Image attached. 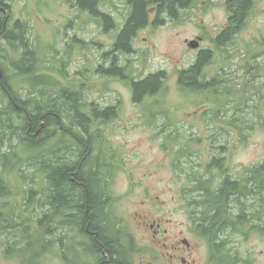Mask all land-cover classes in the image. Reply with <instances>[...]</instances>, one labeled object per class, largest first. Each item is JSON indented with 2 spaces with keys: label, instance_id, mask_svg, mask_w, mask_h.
I'll list each match as a JSON object with an SVG mask.
<instances>
[{
  "label": "rangeland",
  "instance_id": "rangeland-1",
  "mask_svg": "<svg viewBox=\"0 0 264 264\" xmlns=\"http://www.w3.org/2000/svg\"><path fill=\"white\" fill-rule=\"evenodd\" d=\"M102 1V10L110 13L117 23L116 30L105 32L88 13L75 7V0H13L8 15L13 22L20 19L29 24L46 69L42 73L52 76L62 88L81 90L80 103L100 110H117L113 121L89 125L90 135L100 132L104 138L100 151L97 141H92L95 143L91 147L97 154L109 151L116 155L115 166L107 170L111 178L109 189L116 200L112 225L116 231H122L118 237L124 250L133 249L132 264H145L154 256V247L158 248L157 241L151 239L152 230L145 228L144 223L161 220V228L169 230L165 235L168 241L179 236L193 242L190 212L195 206L190 203L194 201L195 185L191 182L197 178L194 173L202 174L211 159L217 157L224 161L233 180L239 177L244 180L247 168L264 162V0H254L245 29L224 51L216 48L213 41L227 25V0H198L181 11L179 19L140 32L135 39L136 52L122 63L127 68L126 74L138 79L158 70L168 74L163 90L154 98L146 97L141 104L133 103L130 89L121 80L98 72L101 65L111 64L103 62V55L111 51L128 14L121 0ZM152 10L153 22L156 10ZM199 38V48L190 49L188 42ZM207 49L213 51V57L204 73L208 80L219 81L203 93L180 92L178 72L192 66L199 51ZM6 66L12 74L13 66ZM26 81V78L17 80L25 88L22 97H26L29 89ZM169 135L172 138L167 139ZM57 143L53 141L47 148ZM213 169L208 183L216 185L215 189L222 174ZM8 179L13 185V195L18 198L17 193L27 186L23 184L21 188L14 175ZM25 184L36 186L31 182ZM247 188L251 194L242 200L246 204L244 211L256 212L262 218L257 221L254 214L247 215L246 225L264 226V190L260 194V189L252 184ZM241 189L245 190L243 186ZM231 211L224 204L227 218ZM232 213H238L237 206ZM58 214H54L56 219ZM38 235L36 232L32 241ZM224 235L230 240L224 249L228 256L226 259L224 255V264H264V235L259 231L244 229V234H237L224 229ZM68 236L73 240L72 243L68 240V245L79 249L78 245L83 244L80 236L75 233ZM198 241L201 245L198 258L207 261L211 256L208 243ZM66 254L65 250L60 258L53 249L45 261L96 264L87 258L82 262L78 252L71 253L66 263ZM26 262L6 259L0 252V264Z\"/></svg>",
  "mask_w": 264,
  "mask_h": 264
},
{
  "label": "trees",
  "instance_id": "trees-1",
  "mask_svg": "<svg viewBox=\"0 0 264 264\" xmlns=\"http://www.w3.org/2000/svg\"><path fill=\"white\" fill-rule=\"evenodd\" d=\"M121 1L128 8L127 18L116 34L111 51L103 55V62L111 64L108 67L101 65L98 72L121 80L130 89L133 103L141 104L146 97L154 98L163 90L168 74L158 70L141 79L126 74L127 68L122 63L128 62L136 52L135 39L149 26L158 28L166 25L168 20L179 19L181 11L198 0ZM12 3L13 0H0V252L6 259L27 260L25 264H48L45 260L53 249L60 258L64 257L65 250L68 255L79 252L67 243L66 230L74 228L79 230L77 235L88 253L95 254L96 264H102L103 259L107 261L102 245L108 249L110 264H127L130 252L119 243L120 232L114 229L112 217H108L111 215H106L110 202L109 182L106 181L110 176L103 168L104 156L93 152L91 147L92 141H97L100 151L104 138L100 132L89 134L91 123L113 121L117 118V110H100L80 103L81 90L62 88L52 76L42 73L46 69L42 66L39 46L32 38L29 24L20 19L13 22L4 13L9 11ZM253 3L254 0L226 1L229 17L227 25L213 41L216 48L224 51L245 29ZM74 5L80 12L88 13L105 32L117 29L113 16L102 10V0H75ZM152 8L156 9L153 22ZM11 52L12 56L9 55ZM212 57V50H201L192 66L178 72L180 92L203 93L215 87L219 79L208 80L204 73ZM7 64L13 66L12 74L8 72ZM17 78L28 80L26 97L21 95L25 88L22 83L17 84ZM53 141H57V145L48 149ZM213 163L207 172L212 167L220 173L224 171V181L217 191L211 192L200 178L193 181L205 197L198 199L200 208L215 211L204 224L215 226L220 207L224 209L225 204L232 211L237 206L238 213L231 211L228 218L225 213L224 228L226 221L233 227L240 226L246 218V204L242 200L251 194L248 184L263 193L264 162L247 168L244 180L242 177L233 180L230 171L225 167L223 170L218 160ZM10 175L16 176L21 188L23 184L27 186L22 193H17L18 198L13 195ZM30 182L36 186L25 184ZM242 186L247 191L241 189ZM210 195L209 199L207 196ZM115 203L112 198L111 205L115 206ZM62 209L72 214L65 218ZM57 213L56 219L54 214ZM36 232L39 235L32 241ZM229 241L226 236L224 249ZM28 254H31L29 258Z\"/></svg>",
  "mask_w": 264,
  "mask_h": 264
},
{
  "label": "flooded vegetation",
  "instance_id": "flooded-vegetation-1",
  "mask_svg": "<svg viewBox=\"0 0 264 264\" xmlns=\"http://www.w3.org/2000/svg\"><path fill=\"white\" fill-rule=\"evenodd\" d=\"M154 10H156L155 8H153ZM153 10L151 9L150 12H152ZM199 41L201 40V38L198 39ZM105 110V109H102ZM94 144V143H93ZM92 144V145H93ZM222 149V148H221ZM100 156V155H99ZM104 156V162H103V168L105 170H109L111 171L112 168L115 166L114 165V160L116 158V155L111 154L109 151L108 152H104L103 153ZM217 161L220 166H222L223 170H224V161L222 159H219L217 157L212 158L210 164L203 169V171L201 172L202 174H198V173H194L197 178H200L202 181L206 182L208 184V187L210 189L211 192L217 191L219 185L224 181V171L221 173L218 171V169H213V170H217L220 174H222V179L220 181L219 184H217L218 186L214 189V187L216 185H213L212 187V182L211 184L208 183V181H211L209 174L211 172V169L207 172V169L210 168V166L213 163V161ZM101 164V163H100ZM213 168V167H212ZM103 172L105 173V171L103 170ZM109 177V174H108ZM110 180L111 178H107L106 182H109L110 185ZM196 179H193L191 182L193 183V181H195ZM195 185V188L193 190L194 193V201L192 203H190V205H194L195 206V210L190 212V220H191V224H193V227H191V232L190 235H192L193 238V242H191L189 239L187 238H180L179 236H173L169 238L165 237V235H168L169 230L166 229H162V222L160 220L159 221H153L152 223H144V227L145 228H149L152 230V236L151 239L152 241H157V251L156 248L154 247V252H152L154 254V256L152 257V259H148L145 264H206V262L208 261L207 264H224V229L226 230V232L228 231H233L237 234L239 233H243L244 234V229L246 230H257L259 231V234L264 235V226L262 225H246L249 221V217H247V215H255L254 218H256L257 221L261 220V216H259L256 212L253 213H246V218L243 220L244 222H241L240 226L237 227H233L231 225V223L229 222H225V228H224V209L222 207L221 210L219 211V215H218V221L215 224V226H208L205 225L204 222H207V220L210 217H213L215 215V211H211V210H202L200 208V205H198L200 202L198 201L199 198L204 197L203 192H201L198 188L196 183H193ZM109 185L107 186V190L109 191V195H110V202L107 205V209L108 211H106V215L109 213L111 216L108 217H113L115 209H113V206L111 205V201L113 198L112 195V191L109 189ZM211 197L210 196H207ZM205 198V197H204ZM193 199V198H192ZM197 218V220H196ZM206 219V220H204ZM111 223H112V219H111ZM253 223V222H252ZM240 224V223H239ZM142 225V223H141ZM241 228H243V230L241 231ZM122 232V231H120ZM163 236L161 239L163 240H159V237ZM202 240L204 242L208 243L209 246V251L211 256H209L207 258V261H205V259H203L202 261L199 260L198 258V247H200L201 245L199 244L200 242L197 240ZM125 239H129V238H125ZM126 241V240H125ZM119 243H121L120 239H119ZM103 249V256L107 259L106 260H102V264H110V259H109V253H108V249L105 248L104 245L101 246ZM93 249H97L95 246H93ZM130 255L132 251V248L129 247L128 248ZM78 255L80 256V260L85 261V258H87V260L89 262H95V254L88 253V251L84 248V246L81 244L79 245V249H78ZM227 251V250H226ZM228 252V251H227ZM130 255L129 258L126 259L127 264H132V261L130 259ZM147 255V254H146ZM229 255V254H228ZM226 259L228 258V256H226ZM238 257V255H237ZM66 258V263L69 259V255L66 254L65 256ZM236 258V257H235ZM82 264H86L85 262H83Z\"/></svg>",
  "mask_w": 264,
  "mask_h": 264
},
{
  "label": "bare ground",
  "instance_id": "bare-ground-1",
  "mask_svg": "<svg viewBox=\"0 0 264 264\" xmlns=\"http://www.w3.org/2000/svg\"><path fill=\"white\" fill-rule=\"evenodd\" d=\"M3 10H5V9H3ZM4 13H5L6 15H8V14H9V11L5 10ZM45 91H46V90H45ZM99 155H100V154H99ZM47 195H48V193L46 194V196H47ZM36 205H37V204L32 205V206H33V207H36ZM62 210H63V214H64L65 218H68V216H70V215L72 214V213L69 212L67 209H62ZM62 210H61V211H62ZM61 211H60V212H61ZM66 220H67V219H66ZM66 231H67V232H66V233H67V234H66L67 236H68V234H70V233H75V234H77V232H79L78 229L75 230L74 228H73V229H69V231H68V230H66Z\"/></svg>",
  "mask_w": 264,
  "mask_h": 264
},
{
  "label": "water",
  "instance_id": "water-1",
  "mask_svg": "<svg viewBox=\"0 0 264 264\" xmlns=\"http://www.w3.org/2000/svg\"><path fill=\"white\" fill-rule=\"evenodd\" d=\"M188 47L190 49L196 50L199 47V43L197 41H191L188 43Z\"/></svg>",
  "mask_w": 264,
  "mask_h": 264
}]
</instances>
